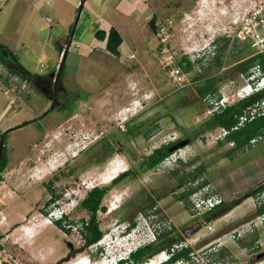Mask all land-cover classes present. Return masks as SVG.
Masks as SVG:
<instances>
[{"label":"rangeland","instance_id":"rangeland-1","mask_svg":"<svg viewBox=\"0 0 264 264\" xmlns=\"http://www.w3.org/2000/svg\"><path fill=\"white\" fill-rule=\"evenodd\" d=\"M192 1L118 0L115 8L107 0L110 9L105 14L109 16L104 15L102 26L109 27V19L122 29L125 41L120 58L108 50H96L98 40L89 25L99 15L95 9L78 17L80 8L76 7L69 14L74 19L55 22L54 31L64 35L75 31L74 38L92 47L71 45L58 82L63 93L54 109L48 89L50 84L57 85L56 60L62 61L58 42L56 49L44 47V55L25 52L12 43L24 73L36 80L48 77L49 83L33 81L18 91L21 80H17L11 89L18 95L16 107L0 90V106L9 103L14 107L9 120L13 130L6 144L9 164L0 178V259L4 264H73L79 259L87 264L113 263L153 241L157 235L154 227L160 224L173 231L160 245L184 237L194 248L192 262L169 264L264 262V224L259 206L254 205V197L264 188V135L235 147L231 138L216 139L223 127L212 128L208 122L209 109L215 98L223 96L221 91L234 96L246 82V74L237 66L255 54L254 49L234 42L222 64L198 66L193 62L185 69V86L174 81L163 64L170 55L179 63L204 48L250 0ZM154 13L157 21L168 16L175 19L168 51L157 48L160 37L148 19ZM132 53L135 58H130ZM208 78L215 86L201 94L198 88ZM177 140L182 142L176 152L155 168L148 166L145 157L153 149ZM117 166L123 169L116 177L131 172L117 182L115 177L103 182ZM199 166L204 168L195 171ZM95 186L109 188L103 200L106 210L99 211L104 234L99 242L86 246L76 226L86 214L80 202ZM206 187L223 195L225 204L220 210L233 201L234 208L214 219V215L196 214L191 197L190 203L180 199L189 190L207 195ZM68 191L75 192L72 199L67 197ZM56 194L60 195L58 202L43 207ZM62 205L68 215L64 222L72 224L70 233L55 222L44 223ZM23 224L27 229H22ZM163 258H170L164 249L141 264H157Z\"/></svg>","mask_w":264,"mask_h":264},{"label":"trees","instance_id":"trees-1","mask_svg":"<svg viewBox=\"0 0 264 264\" xmlns=\"http://www.w3.org/2000/svg\"><path fill=\"white\" fill-rule=\"evenodd\" d=\"M81 6L79 8L81 9ZM149 23L153 28V32L156 35L157 33V15H154ZM96 36L98 39L107 40L106 48L107 50L117 58L121 57L120 46L123 42V37L119 30L116 27H111L108 31L104 29H98L96 31ZM215 49L208 51L203 57H198L196 61L200 64L205 62L214 63V64H222L223 59L228 55L230 46V38L227 36H220L215 42ZM239 43L236 42V45ZM249 44V43H247ZM214 45V43H213ZM240 45V44H239ZM250 46V45H249ZM214 48V47H213ZM2 63L8 67V70L12 72H17L25 78L30 77L31 75L23 74L25 70L20 67H15V64L10 59H1ZM259 61L262 65V69L264 71V53L253 54L246 58L245 60L238 63L237 69L239 72L250 71V68ZM179 64L183 65L186 69L192 66L193 61L188 57H183L179 60ZM64 69V68H63ZM63 71V70H62ZM207 83L203 86H199L198 90L201 94L207 93L210 89L215 86V81L212 78H208ZM61 90V89H60ZM62 91V90H61ZM263 93H256L247 98L241 99L237 103L233 105L227 106L224 110L215 112L209 119V123H211V127L215 128L218 126L225 127L230 130V132L226 135V138H231L235 140V147L244 146L246 143H250L251 140L258 135L264 134V114L258 115L251 120L245 121L242 125H239L238 128H235L240 122V117L244 113L248 111L249 106L255 103V101L262 97ZM57 105H54L52 109H54ZM62 107H66L67 105L61 104ZM26 124V123H24ZM20 126V125H19ZM13 130V128L8 129L7 131L0 132V139L3 137V153L0 159V178L2 177V172L7 168L9 164V154L7 148V139L9 132ZM182 140L177 141H169L168 143L162 144L159 147L153 149L152 153L145 157V161L150 168H155L159 163L168 158L172 153L179 148ZM204 166L196 167L195 171L203 169ZM129 171H125L120 173L117 177L113 179L114 182L120 180L123 176L128 174ZM50 192H53L52 188L49 186ZM262 189V188H261ZM108 187H98L95 186L88 191L86 196L80 202V207L86 212V214L80 218V222L78 223V229L82 235L83 240L85 241L86 246L93 245L99 242L103 237V230L101 228V223L99 220V211L106 210V206L103 205V200L105 196L108 194ZM193 190L183 191L180 195L181 200H186L189 203L190 195ZM249 195V194H248ZM246 195V196H248ZM60 195H55V197H51V201L57 200ZM223 202L220 205H217L215 208L208 211L205 216L210 218L214 215L215 218H219L222 215L229 212L232 208H234V201L229 204L225 209L220 208L224 205ZM258 214L264 212V204L258 207ZM68 219V215L64 214L63 217L55 220V223L59 228H61L64 232L70 233L72 224L68 225L64 222ZM75 222V221H74ZM78 222V221H77ZM135 222L131 223L130 226L134 225ZM156 232V237L153 241H149L143 245L138 246L136 249L132 250L126 257H121L116 260V263L112 264H141L153 256L159 254L161 250H166L169 253L170 260L164 261L161 264H169V262L178 263L179 261H193V253L194 248L189 244L185 243V238L180 237L177 238L174 242H169L167 244L160 245L159 242L165 238L168 240L173 231L172 229L163 227L161 224L159 227H154ZM71 254H74V251L71 250Z\"/></svg>","mask_w":264,"mask_h":264},{"label":"built area","instance_id":"built-area-1","mask_svg":"<svg viewBox=\"0 0 264 264\" xmlns=\"http://www.w3.org/2000/svg\"><path fill=\"white\" fill-rule=\"evenodd\" d=\"M186 14V13H185ZM49 23L54 21L53 16L49 17ZM175 23V19L173 17H167L163 21H157V33L156 36H159V44L158 50L160 51H168V38L172 34V29ZM230 30V31H229ZM227 36L230 38V45L234 42L239 44L249 43V45L254 49L255 54L264 53V0H250V4L246 6L243 10L237 11L233 18L230 19L227 26L220 30L218 33H214V37L205 42V46L202 49H198L196 52H191L188 57L193 62H197L196 59L198 57H203L207 50L209 51V47L213 46L215 49V42L220 36ZM76 46H79V42H73ZM214 43V45H213ZM136 55L132 53L130 58H135ZM40 65H43V62H39ZM164 67L167 70L168 75L177 83L185 86L188 83L187 72L183 65L179 64L175 61L173 55H170L169 60L165 61ZM200 64L198 63V66ZM4 67L0 59V68ZM245 75L246 82L240 85L234 92V96H230L229 94L223 92V96H218L214 99V106L209 109L210 113L213 114L215 112H219L224 110L227 106L233 105L240 101L241 99L247 98L256 93H263L262 97L258 98L255 103L249 106L248 111L241 115L240 122L235 128H238L239 125H242L245 121L251 120L258 115L264 114V71L262 69V65L259 61H257L251 68L248 73L242 72ZM18 75L13 74H2L0 72V90L6 95L12 102H16L18 100L17 94H12L11 89L13 86L17 85L19 82ZM21 83L18 87V91L20 89H26L29 80L28 78H20ZM14 105H17L16 103ZM230 132L229 129L223 127V131L220 135H216V139L221 138L222 136H226ZM264 135V134H261ZM261 137V136H260ZM257 137L253 138L251 141H255ZM176 152V151H175ZM180 157L176 156L175 161H178ZM164 161V160H163ZM208 186V185H206ZM208 194L204 195L201 190H194L190 197L193 202V209L198 215H205L208 211L215 208L217 205L222 204L225 199L222 194L216 192L215 189H210L206 187ZM212 190V191H211ZM211 191V192H210ZM264 204V188H262L257 195L254 197V205L256 207H260ZM59 209V207H58ZM53 211L49 213L45 222L53 223L55 220L63 217L65 213H67L66 209ZM260 222L264 224V212L259 214ZM27 225L23 224L22 229H27ZM78 230V227L76 226ZM79 231V230H78ZM236 231H234L235 233ZM80 233V231H79ZM240 234V233H239ZM0 264H4L0 259ZM256 264H264V262H259Z\"/></svg>","mask_w":264,"mask_h":264},{"label":"crops","instance_id":"crops-1","mask_svg":"<svg viewBox=\"0 0 264 264\" xmlns=\"http://www.w3.org/2000/svg\"><path fill=\"white\" fill-rule=\"evenodd\" d=\"M194 1L195 0L192 2ZM117 2L118 0H110V5L117 8ZM80 5L82 6L79 10L78 17H81L82 14L88 16L90 15L89 10L94 9L99 13L95 21H91V24L89 23V25L93 27L92 31L96 40H98V43L94 42L96 50H107V40L98 39L96 36V31L98 29L108 31L111 27H116L123 37L122 44L124 43L125 40L122 34V29L117 23L108 19L109 27L104 28L102 26L103 22L106 20L104 15L109 16L108 14H105V11L110 9L107 0H0V46L4 47L3 49L5 52H9V54L16 56V63L20 68H24V65L20 59V55L17 54L14 47L11 46L14 42L15 44L21 45L25 52H41L43 55L45 54L44 47L48 46L52 49H56L55 44L58 42L57 46L60 47L59 58H62L64 53H66L67 60L71 54V45H73L74 41L79 42L78 47H85L87 45L80 42L79 39L74 38L75 31L71 35L68 33L64 35L63 33H60V31H54L53 27L55 22L61 23L62 21H69L68 19H70V21L71 19H74V16L70 17L69 14L71 15L72 13L73 15V10ZM146 13H148L147 10ZM113 15H115V12H113ZM154 15H156V13L148 16V19L150 20ZM51 16H53L54 21L49 23L48 19ZM46 28L48 30L46 35H44L43 31ZM48 38L51 39V42H49L50 40H47ZM101 42L104 43L105 46L101 45ZM87 47L91 48L92 46L89 45ZM3 56L4 51L0 52V59H3ZM41 57L42 56H38L39 62L41 61ZM13 63L15 64V62ZM59 63L60 59L56 60L57 67H59ZM0 72L2 74H11V71H9L5 65L0 68ZM13 74L18 75V81H20V78H25L17 72H13ZM23 74L27 75L26 73ZM28 80L29 84H31L36 78L31 75L28 77ZM13 106L16 107L15 105ZM14 107H11L9 103L0 106V132L12 128H10L9 120L14 116L13 114L11 115ZM255 173L256 170L253 171L248 178H251Z\"/></svg>","mask_w":264,"mask_h":264},{"label":"flooded vegetation","instance_id":"flooded-vegetation-1","mask_svg":"<svg viewBox=\"0 0 264 264\" xmlns=\"http://www.w3.org/2000/svg\"><path fill=\"white\" fill-rule=\"evenodd\" d=\"M35 81H37V82H39V84H42V85H48V77H45L44 79H37V80H35ZM49 94H50V98H51V100H52V102L53 103H55V105H57V104H59V102H60V99H61V97L60 96H62V91L60 90V86H55V83H53V84H50V87H49ZM2 174H3V172H2ZM48 187V189H49V186H47ZM66 193V192H65ZM56 202H58V199L57 200H54V201H51V200H47L46 202H45V204L43 205V207H45V206H47L48 208L53 204H56ZM48 208H46V210L48 209ZM257 241L258 242H260V239H257ZM257 246H259V245H257Z\"/></svg>","mask_w":264,"mask_h":264},{"label":"water","instance_id":"water-1","mask_svg":"<svg viewBox=\"0 0 264 264\" xmlns=\"http://www.w3.org/2000/svg\"><path fill=\"white\" fill-rule=\"evenodd\" d=\"M4 47H1L0 46V52H2V51H4V56H3V58L4 59H10L12 62H15V67H18L17 66V58H16V56H14V55H12V54H9V52H5V50L3 49ZM66 53H64V55H63V57H62V61H61V63H60V65H59V68H58V72H57V75H56V78H55V80H56V87L58 86V82H59V79H60V76H61V74H62V70H63V67H64V64H65V61H66ZM12 57V58H11ZM54 105H55V103H54ZM53 105V106H54ZM4 140H3V137L0 139V159H1V157H2V153H3V146H4V142H3ZM184 144V143H183Z\"/></svg>","mask_w":264,"mask_h":264},{"label":"bare ground","instance_id":"bare-ground-1","mask_svg":"<svg viewBox=\"0 0 264 264\" xmlns=\"http://www.w3.org/2000/svg\"><path fill=\"white\" fill-rule=\"evenodd\" d=\"M125 45V44H124ZM112 164V163H111ZM55 166V165H54ZM120 167H116L112 172H111V175L109 176V178L108 179H105L103 182H109V181H111L114 177H116V175H117V171L118 170H122L123 169V167L122 168H120ZM112 174H114V175H112ZM44 223L46 224L47 222H45L44 221ZM84 256V255H83ZM81 258V257H80ZM80 260V259H79ZM151 260V259H150ZM85 261V260H84ZM72 264V263H71ZM74 264V263H73ZM84 264H87V263H84Z\"/></svg>","mask_w":264,"mask_h":264},{"label":"clouds","instance_id":"clouds-1","mask_svg":"<svg viewBox=\"0 0 264 264\" xmlns=\"http://www.w3.org/2000/svg\"><path fill=\"white\" fill-rule=\"evenodd\" d=\"M212 48H213V46H210V47H209V49H210L209 51H211ZM72 193L75 194V192H73V191H68V192L66 193V194H67V197H69L70 199H72V197H73V196H72V195H73ZM62 207H63V205L60 206L59 209H62Z\"/></svg>","mask_w":264,"mask_h":264}]
</instances>
